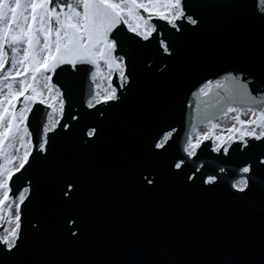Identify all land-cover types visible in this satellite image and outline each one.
I'll use <instances>...</instances> for the list:
<instances>
[{"label":"snow or ice","instance_id":"obj_1","mask_svg":"<svg viewBox=\"0 0 264 264\" xmlns=\"http://www.w3.org/2000/svg\"><path fill=\"white\" fill-rule=\"evenodd\" d=\"M224 27L264 36V0H0V264H48L26 251L24 223L39 176L55 163L58 141L77 137L85 150L93 148L101 125L128 106L138 76L163 77L188 45L215 38ZM243 63L193 84L181 108L191 110L187 133L180 135L182 119L156 131L149 149L154 157L172 153L168 174L182 176L186 188L223 186L237 201L259 197L264 204V57ZM85 77L88 90L75 107ZM229 116L231 127L218 131L217 122ZM209 149L229 158L231 149L244 159L233 171L191 168ZM130 167L142 191L158 189L157 171L135 161ZM80 177L78 167L68 169L65 202L75 199ZM28 229L38 236L39 222L28 221ZM64 233L80 238L76 215L65 218ZM158 264L167 260L162 256Z\"/></svg>","mask_w":264,"mask_h":264},{"label":"water","instance_id":"obj_2","mask_svg":"<svg viewBox=\"0 0 264 264\" xmlns=\"http://www.w3.org/2000/svg\"><path fill=\"white\" fill-rule=\"evenodd\" d=\"M262 57L264 36L259 30L250 38L224 27L215 38L188 45L180 63L163 77L138 76L128 106L101 125L100 140L93 148L85 150L77 137L61 138L55 146V163L39 176L35 203L26 212V251L38 252L48 264H158L162 256L167 264H264L260 198L237 201L223 186L212 192L186 188L182 176L168 174L172 153L154 157L149 149L156 131L178 126L182 119L180 135L187 133L191 110L181 108L182 101L191 99L193 84L203 83L202 77L218 78L212 73L220 68L244 67L243 61L259 62ZM89 83L85 77L75 107ZM144 105L150 111H144ZM199 155L190 167L203 165L207 172L219 167L233 171L244 159L231 149L230 158L210 149ZM131 161L159 173L156 191L147 193L137 186ZM70 167H78L81 177L75 199L67 203L61 188ZM70 214L81 223L78 240L64 233ZM28 221L39 222L38 236L28 229Z\"/></svg>","mask_w":264,"mask_h":264},{"label":"rangeland","instance_id":"obj_3","mask_svg":"<svg viewBox=\"0 0 264 264\" xmlns=\"http://www.w3.org/2000/svg\"><path fill=\"white\" fill-rule=\"evenodd\" d=\"M217 123H218V126H219L218 129H217L218 131L220 129H227L228 127H231L232 119H231L230 116L229 117H224V118H221ZM197 130L200 131V132L207 131V129L204 126L199 127Z\"/></svg>","mask_w":264,"mask_h":264}]
</instances>
